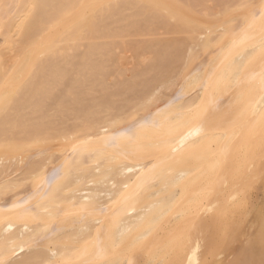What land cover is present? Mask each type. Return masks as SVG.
Masks as SVG:
<instances>
[{
  "label": "bare ground",
  "instance_id": "1",
  "mask_svg": "<svg viewBox=\"0 0 264 264\" xmlns=\"http://www.w3.org/2000/svg\"><path fill=\"white\" fill-rule=\"evenodd\" d=\"M234 1L0 0V264L216 255L264 170V0Z\"/></svg>",
  "mask_w": 264,
  "mask_h": 264
},
{
  "label": "rangeland",
  "instance_id": "2",
  "mask_svg": "<svg viewBox=\"0 0 264 264\" xmlns=\"http://www.w3.org/2000/svg\"><path fill=\"white\" fill-rule=\"evenodd\" d=\"M204 1V0H203ZM207 1V0H206ZM206 1H204V3L206 2ZM209 1V0H208ZM212 1V0H211ZM211 1H209V2H211ZM223 0H217L216 2L214 1V3L216 4V5H214L212 2V7L215 9V6H218L217 4H219V3H217V2H222ZM226 1H228V3L229 2H233L234 0H226ZM192 2H194V3H197V2H195V0H193ZM192 2H191V0H190V3H191V6H192ZM193 3V4H194ZM200 3H202V2H200ZM199 2L197 3V5L199 6V10L201 9V5L202 4H200ZM203 3V4H204ZM211 3H209V4H211ZM225 3H227V2H222V6H223V4L225 5ZM234 3H235V1H234ZM208 5V2L207 3H205L204 5H203V10H205L206 9V11H205V14H208L209 13V11L210 10H208V13H207V9L210 7H208L207 5ZM196 5V4H195ZM196 5V6H197ZM195 6V7H196ZM204 6H207V7H205V9H204ZM193 8H194V6H192ZM220 6H218V7H216L217 9H218V11H219V9H222L223 10V7H221V8H219ZM211 9V8H209V9H211V11H214V9ZM192 9V8H191ZM193 10V9H192ZM196 10H198V7L196 8ZM195 10V11H196ZM202 10V9H201ZM202 10V13L204 14V11ZM194 11V12H195ZM210 11V16H212V14H213V17L216 15L217 17H218V15H221V12L219 11V13H217V12H215L214 11V13H212ZM238 11H241V9H239ZM194 12H192V13H194ZM197 13H198V11H197ZM197 13H195V15L197 14ZM216 13V14H215ZM199 14H201L200 12H199ZM197 15V16H200V15ZM204 14V15H205ZM207 16V15H206ZM200 17H204V16H200ZM163 29V28H162ZM162 29H158V30H162ZM157 30V33L158 32H160V31H158ZM163 31H165V29H163ZM152 32H154V31H152ZM155 32H156V30H155ZM147 33H150L151 34V32H147ZM162 33H164V32H162ZM141 34V33H140ZM139 34V35H140ZM150 34H147V35H150ZM164 34H169V32L167 33L166 31H165V33ZM181 33H179V35H180ZM130 35V34H129ZM129 35H128V37L126 36V38L124 39V40H126L127 38H130L129 40H131V37H129ZM142 35L144 36V35H146L145 34V32H144V34L142 33ZM152 35V34H151ZM170 35V34H169ZM169 35H162V36H164V37H161V36H158L157 35V37H159L158 39H167V37H168V39H170V41H173V39H175V38H179L180 36H176V37H174L173 39H171V38H169L170 36ZM173 35H177L176 33H173ZM172 35V36H173ZM183 35H185V34H183ZM131 36H132V34H131ZM136 36V35H135ZM142 36V37H143ZM154 36V35H153ZM152 36V37H153ZM181 36H182V34H181ZM144 37H146V36H144ZM151 36H150V38H152ZM132 38H133V36H132ZM139 38H141V37H136V41H131V43H133L135 46H136V44L134 43V42H136L137 43V45H138V43H140L139 45H141L142 44V41H144V42H148L147 41V39L149 38V37H147V39L146 40H143L142 39V41L140 42V39ZM182 38V37H181ZM120 39V38H119ZM118 39V40H119ZM138 39H139V42H138ZM154 39L156 40L157 38H155V36H154ZM1 40V39H0ZM118 40H117V38L115 39V41L117 42V47L116 48H119V46H118V44L120 45V47H121V43H118ZM128 40V39H127ZM128 40V41H129ZM133 40V39H132ZM134 40H135V37H134ZM152 41H153V38L151 39ZM150 40V41H151ZM114 41V42H115ZM175 41V40H174ZM149 43V42H148ZM116 44V43H115ZM116 46V45H115ZM83 48V47H82ZM128 48H130V47H128ZM121 49V48H120ZM123 50V49H122ZM117 51V50H116ZM128 51H129V53L132 51H130L129 49H128ZM118 52V51H117ZM123 52V51H122ZM114 53H116L115 52V50H114ZM120 53V52H119ZM129 53H127L126 55H128V61L127 62H129V63H126V62H122L124 65H126V64H128L129 66H130V64L133 62V60H132V53H133V51H132V53H131V57H129L130 55H129ZM117 54V53H116ZM122 54V53H121ZM119 56H121L120 54H119ZM147 56V55H146ZM206 56V55H205ZM123 57V56H122ZM124 57H127V56H124ZM123 57V58H124ZM118 58V57H117ZM123 58L121 59V60H119V59H117L118 60V62H121L122 60H123ZM127 59V58H126ZM181 61H183V59L181 60ZM136 62V61H135ZM134 63V62H133ZM180 63V62H179ZM117 64H119V63H117ZM122 64V66H121V63L119 64L121 67H123L124 65ZM183 65V62L182 63H180V64H178L177 66H180V65ZM118 66V65H117ZM129 66H128V68L126 67L125 68V70H127V69H129ZM119 67V66H118ZM117 67V68H118ZM121 67H120V69H121ZM132 68H135L136 69V67H135V64H134V67H133V65H132ZM180 67H177V71H178V69H179ZM122 70V69H121ZM176 70V69H175ZM181 70V69H180ZM123 71H124V67H123ZM129 71H130V69H129ZM129 71H127V72H125L126 74L125 75H129V74H131V71H132V69H131V71H130V73H128ZM177 71H175V72H177ZM115 72V71H114ZM175 72L173 73H170L171 75H174L175 74ZM121 73V72H120ZM128 73V74H127ZM177 73H179V72H177ZM176 73V74H177ZM116 74H117V72H116ZM151 75H152V72L150 73ZM149 74V75H150ZM169 74V75H170ZM124 75V73L122 74L121 73V77ZM131 75H133V72H132V74ZM131 75H129L130 77H132ZM118 76V77H117ZM112 77L113 78H115V77H117V78H121V77H119V73L117 74V75H112ZM124 77V76H123ZM122 77V78H123ZM127 77V76H126ZM125 78V77H124ZM129 78V77H128ZM127 78V79H128ZM111 81H112V78L110 79ZM116 80V79H115ZM114 80V81H115ZM110 83H112V82H110ZM172 89V88H171ZM173 90V89H172ZM171 90V91H172ZM170 91V89L168 90H166V93L167 92H169ZM170 91V92H171ZM169 92V94H171V93H173L174 92V90L170 93ZM169 94H166V95H169ZM120 103H122V102H120ZM72 119V118H71ZM72 121V120H71ZM71 121H69L70 123H74V120L71 122ZM67 124H69L68 123V121H67ZM55 141H57V140H55ZM55 141H53V142H55ZM60 143V142H59ZM56 144H58V142L57 143H55L54 144V146L56 145ZM62 144V143H61ZM57 147L59 146V145H56ZM54 147L55 148V150H57V147ZM61 146V145H60ZM59 148V147H58ZM41 156V157H40ZM45 155H39V157H40V160H41V158L42 157H44ZM39 157L38 156H36V158L37 159H39ZM37 159H35V160H37ZM43 159V158H42ZM38 161V160H37ZM50 165H52V164H49V166ZM52 168H54L53 166H51ZM51 167H49V169L51 168ZM263 168H264V166H262ZM13 168H15V167H13ZM52 171H54V173H55V170H53L52 169ZM52 171L50 170V173H48V174H50V176H51V178L53 177H55V175H54V173H52ZM260 171V170H259ZM261 171H263V172H259L258 174H257V176L256 177H254L253 178V181L250 183V185L248 186V188L246 189V209H244L243 208V211L242 212H244L243 214H241L242 216H240V219H241V221L240 222H238V224L236 223V224H234V226L232 227L233 228V230L231 231L230 229H228L227 230V227H226V225H224V224H222L223 226H225V227H223L224 228V230H223V233L224 234H221V232L219 231V230H221V228L220 227H216V230H217V228H218V231H219V233L221 234V235H223V237L221 236V235H218L219 233H217L216 232V230H215V225H214V227L213 226H211L212 228H214V231L217 233V235H216V233L214 232V231H212L211 229L209 230V232H210V235L211 234H213V233H211V232H214V234H213V236H217L218 238H220V239H218V238H216L215 239V237H213V238H209V237H211V236H207L206 235V237H207V240H209L210 241V244H212L213 242H214V240H217V241H215L213 244H212V246L213 247H215L214 248V253L216 254V255H210V257L208 256L207 258V260H206V262H208V263H206V264H218V263H220V264H234L235 262H236V260H237V258H236V260H235V255L234 254H236L237 253V251L239 252V250L240 251H242V252H244L245 251V245L243 244L244 242H245V244L246 243H248L249 244V241L248 240H251L252 241V243H254V237H256V233H258V232H260V234H261V232H262V229H260L261 231H258L257 232V230H259V226L260 225H258L259 223H261L262 221H264V170H262V168H261ZM53 174V176H52V174ZM261 173V174H260ZM263 176V177H262ZM260 177V178H259ZM48 178V180H49V176L47 177ZM50 178V179H51ZM52 178V179H53ZM262 178V179H261ZM258 180V181H257ZM258 182V183H257ZM29 185H27V188H29V187H31V186H29ZM22 187V186H21ZM21 187H19V189L21 188ZM25 187H26V185H25ZM23 188L24 187H22L21 189H22V191H23ZM18 189V190H19ZM17 190V189H16ZM15 190V191H16ZM17 190V191H18ZM27 189H25L24 191H26ZM15 191H13V192H15ZM16 191V192H17ZM21 191V190H20ZM21 191V192H22ZM12 192V191H11ZM19 192V191H18ZM15 194V193H14ZM11 195H13L12 193H11ZM6 196L8 197L9 196V194L8 195H5V198H6ZM248 197V198H247ZM10 199H11V197H9ZM8 198V199H9ZM7 199V200H8ZM5 200V199H4ZM6 200V201H7ZM247 202H248V204H247ZM245 210V211H244ZM241 212V213H242ZM246 212V213H245ZM248 214V215H247ZM245 216H247V218L245 217ZM242 217V218H241ZM243 217H245V218H243ZM263 217V218H262ZM239 218V217H238ZM250 220V221H249ZM260 220H261V222H260ZM244 221V222H243ZM240 223H242V224H240ZM244 223V224H243ZM255 224V225H254ZM220 226V225H219ZM256 227H257V230H256ZM210 228V227H209ZM220 228V229H219ZM228 232H227V231ZM230 230V231H229ZM235 230V231H234ZM255 230H256V232H255ZM227 232V233H226ZM232 232H233V236H231L232 235ZM255 233V236L253 237V234ZM260 234H258V236L257 237H259V235ZM230 236V237H229ZM250 236H252L251 238H250ZM226 237V238H225ZM256 237V238H257ZM224 238V239H223ZM227 240V241H226ZM254 240V241H253ZM207 242V241H206ZM224 242H225V244L226 245H224ZM234 242V243H233ZM242 242V243H241ZM224 245V246H223ZM240 245V246H239ZM251 245V244H250ZM253 246L255 245V243L254 244H252ZM251 245V246H252ZM258 245V243H257V240H256V246ZM260 245V244H259ZM221 246V247H220ZM251 246H249V248L247 249V250H249L250 251V247ZM256 246H254V247H256ZM263 246V245H262ZM261 245H260V247H262ZM242 247H244V248H242ZM247 247H248V245H247ZM254 247L253 248H251V249H253L252 250V252L250 253V252H248L247 250H246V252H248V256H247V259L249 258V260H250V256H251V254L254 252ZM259 247V246H258ZM259 247V248H260ZM257 249V248H256ZM256 249H255V251H256ZM262 251H264L262 248H260ZM216 250V251H215ZM218 250V251H217ZM261 250H259L258 249V251L260 252ZM258 251H256V252H258ZM242 252H240V253H242ZM245 253V252H244ZM243 254V253H242ZM233 255V256H232ZM241 254H239V255H236V256H238V258H239V256H240ZM244 255V254H243ZM242 255V256H243ZM261 256L262 255V252H260V253H258V255L256 254V257L258 258V256ZM216 256V257H215ZM244 257H245V255H244ZM232 259H234V260H232ZM244 259H246V258H244ZM221 260V261H220ZM226 261V262H225ZM232 261H235L234 263L232 262ZM222 262V263H221Z\"/></svg>",
  "mask_w": 264,
  "mask_h": 264
},
{
  "label": "snow or ice",
  "instance_id": "3",
  "mask_svg": "<svg viewBox=\"0 0 264 264\" xmlns=\"http://www.w3.org/2000/svg\"><path fill=\"white\" fill-rule=\"evenodd\" d=\"M161 264H162V262H161Z\"/></svg>",
  "mask_w": 264,
  "mask_h": 264
}]
</instances>
